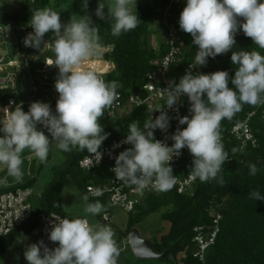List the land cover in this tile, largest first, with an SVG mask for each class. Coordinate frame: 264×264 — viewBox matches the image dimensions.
<instances>
[{
    "label": "clouds",
    "instance_id": "1",
    "mask_svg": "<svg viewBox=\"0 0 264 264\" xmlns=\"http://www.w3.org/2000/svg\"><path fill=\"white\" fill-rule=\"evenodd\" d=\"M87 3L88 0H83V8H87ZM135 5L136 0H108L105 13L106 5L99 0L95 15L101 20H110L112 35L119 37L140 23ZM238 18H242V22ZM178 24L180 30L190 34L192 44L198 49L195 63L189 64V69L205 66L209 58L231 51L230 60L235 66L231 78L233 87H229L227 71L193 74L189 70L178 83L169 81L167 88L161 89L165 106L173 108L183 96L190 104V116H183L178 122L186 127L177 128L172 134L171 146L154 136L155 130L167 131L170 126V117L165 111H160L155 119L150 116L142 126L139 121L128 125L124 143L131 147L118 154L112 172L116 180L134 186L133 191L138 193L149 187L156 191L170 190L176 182L171 162L185 147L193 157L190 167L193 180H216L223 184L220 173L228 153L221 141V121L230 120L245 104H264V54L257 50L232 51L238 30L251 38L258 49L264 50V0H186ZM29 25L33 31L24 38V45L33 49L43 45L54 53V58L46 53L50 57L46 69H58L53 84L58 98L54 112L48 103L39 101L32 102L27 112L22 105L0 109V166L7 170V175L0 178V185L8 183V176L16 181L22 179L21 154L25 149L39 161L46 162L53 141L61 151L70 152L78 147L100 159L97 150L108 134L104 133L99 119L118 99V82H106L94 71L83 68L85 62L97 57L101 50L99 28L88 15H73L64 24L57 11L39 8L32 11ZM49 32L53 34L50 42L44 40ZM44 55H36L42 57L40 68ZM12 103L10 101L9 105ZM246 167L250 175L259 171L252 162ZM94 194L100 196L102 190L97 188ZM250 197L264 201L259 191L251 192ZM82 199L86 202V214L96 216L104 211L98 200L89 203L88 195ZM54 220L48 239L58 246L49 249L43 240L28 245L23 252L27 264H118L121 249L110 226L92 225L86 218L55 216ZM128 235L122 238L128 241L126 246L130 245Z\"/></svg>",
    "mask_w": 264,
    "mask_h": 264
},
{
    "label": "trees",
    "instance_id": "2",
    "mask_svg": "<svg viewBox=\"0 0 264 264\" xmlns=\"http://www.w3.org/2000/svg\"><path fill=\"white\" fill-rule=\"evenodd\" d=\"M100 2L105 3L106 13L108 0H100ZM98 3L99 0H88L87 8H83V0H21L17 11L0 15V27L8 26L13 35L18 32L24 34L26 31L32 32L29 25L31 13L39 8H51L57 11L64 24H67L73 15L84 16L86 14L91 18L92 23L99 28L101 47L108 49L100 51L97 57L85 64L102 68V61L110 63L112 69L104 75V80L106 82L116 81L120 85L117 92L120 95L121 106L114 111L112 117L107 116V109H105L104 116L99 119L104 133L108 134L101 145H106L113 139L124 135L131 122L139 121L142 126L150 116L155 119L145 106L135 107L128 105L126 101L132 95L145 96L146 92L143 87L147 82V76L158 69V66L152 62L159 61L169 50L166 39L167 25H174L177 38L181 41V58L172 65V80L182 77L183 68L187 64L195 63L194 57L198 49L192 44L190 34L180 30L178 24L180 13L186 6V0L180 3L172 2V0H136L135 7L140 23L134 30L122 33L119 37L112 35L110 20H101L96 17L95 10ZM164 7H168L169 10V14L165 16L160 15ZM238 19L242 22V18ZM157 32L162 34V38L155 46L154 43L152 44L151 37ZM52 39L51 32L44 36L45 41L50 42ZM234 39L235 45L232 51L257 50L264 54V50L258 49L251 38L246 37L242 31L238 30ZM16 42V46L20 45V42L17 40ZM32 50L33 48L30 47V51ZM20 51L24 54L28 53L25 49ZM47 54L54 58L52 51ZM230 57L231 51L218 55L214 59L209 58L205 66H196L193 74L227 71L230 78L229 87H233L231 78L234 76L235 66L232 65ZM27 61L30 64L28 69L25 68V62L21 61L20 65L23 66L21 71L33 72V60L30 57ZM21 86V80L18 78L15 89L10 87L0 89V102L11 97L19 101ZM179 105L182 115L190 116L188 111L190 104L186 96L181 97ZM120 110L123 114L119 113ZM250 114L252 115L249 116ZM247 118L254 142L241 148L240 141L233 137L230 131L234 125ZM171 126L172 120L170 119L169 128ZM160 132L159 129L155 130V138L160 135ZM220 135L224 149L228 153V158L222 165L220 173L223 177V184L216 180L201 182L196 179L191 190L185 193H178L173 186L168 191H155L146 195L135 206L134 211L128 214L122 238L127 237L131 229L150 213L159 208H169L162 214V219L170 223L169 231L162 235L159 241L152 242L156 253L161 254L167 251L176 256L184 251L183 264H264V201H255L250 197L253 191H259L264 196V104L243 105L241 111L230 120L221 121ZM61 152L64 158L63 163L52 167V179L40 193L37 205L32 204L31 217L10 234L0 237V255L14 240L30 235V232L38 227L50 213L65 215L61 192L68 175L73 178L74 184L83 196L87 195L85 192L87 185L91 184L97 188H104L107 185L109 177L107 162L86 172L79 168L78 161L90 154L89 150L74 147L70 152ZM49 159L50 153H48L46 162ZM192 159L191 155H183L179 163L172 168L173 175L181 177L190 172ZM248 162L255 163L259 168L255 175L249 174V169L246 167ZM44 163L38 162L40 166ZM34 183L35 177L33 176L17 186L32 187ZM97 200L101 204H106L105 197L100 199L89 197V202ZM54 204L60 207H55ZM217 215L220 216L218 233L214 244L206 251L205 260L200 262L192 257L196 248L195 243L191 242L194 235L193 229L202 226L204 232L208 233Z\"/></svg>",
    "mask_w": 264,
    "mask_h": 264
},
{
    "label": "built area",
    "instance_id": "3",
    "mask_svg": "<svg viewBox=\"0 0 264 264\" xmlns=\"http://www.w3.org/2000/svg\"><path fill=\"white\" fill-rule=\"evenodd\" d=\"M182 1L183 0H172V2L175 3H180ZM168 12V7H164L160 15L162 14L165 16L169 14ZM8 30H10L8 26L0 27V32L3 35L4 39H7L8 37ZM29 33L30 32H26L25 35L27 36ZM166 37V39L168 40L169 50L159 61L157 60L152 62L153 64H156L158 66V69L148 74L147 76V82L143 87L146 92L145 96H141L139 94L129 96L127 98L126 103L135 107L145 106L154 118L160 114V111L167 112L168 116L172 120V126L168 128L167 131H161L160 135L156 139L167 144L168 146H171L173 143V141L171 140L172 134L177 130V128L182 129L185 125H179L178 123L179 119L183 117L179 105L181 98L177 101L173 108L169 109L165 106V100L161 96V89L167 88L169 81H172V65L181 58V41L177 38V30L173 24L167 25ZM173 49H179V51L174 52ZM34 50L35 49H33L32 51ZM5 51L6 54H0V67L8 66L9 68H11V70L3 73L0 72V89H4L7 87L15 89L16 81L18 78L21 80L22 84V76L20 74H22L21 70L23 66L20 65L21 61L23 60L24 63L30 57L32 58L38 56L30 54L31 52L24 54L23 52L21 53L20 51H16L13 55V58L8 59L9 53L7 50ZM49 51L52 50L48 48H43V45L40 48L38 55H41V53L45 55L43 58V66L40 68V70H38V72H43L45 68L49 66L47 65V60L50 57L46 55V53ZM194 69L195 67L189 69V64H187L183 68V75L186 71L189 70L193 73ZM95 73L103 79L104 75L106 74H103L100 71H96ZM179 79L180 78L175 81L178 83ZM39 92H42L44 94V103H48L54 112L58 93L55 91L53 84L41 80H38L36 83L32 84L31 88L28 89L26 92L22 90L21 86V90L19 92L21 95V99L17 101L13 97L8 98L5 101L6 107L14 108L17 105H22L23 108V106H25L26 104H29L30 106V99L32 98V96L38 94ZM10 101L13 102L11 105H9ZM121 103L122 102L120 100V95L118 94V99L114 101L113 105L109 107V109L106 108L107 116L112 117L115 113L114 111L121 106ZM23 110L25 112L28 111L24 108ZM252 114H250L249 116H251ZM40 128L41 130L46 131V129H42V126H40ZM45 134L49 135L48 133ZM127 134L128 128L124 135L113 139L110 143L106 145H100L99 149L97 150L100 155V159L96 156V154L90 153L82 157L78 161V166L80 169L89 172L99 167L103 162H107L109 177L107 185L104 188H99L102 190V195L96 196L94 194V190L97 189V187L91 184L86 186V193L90 198L93 199H100L105 197L106 205L109 209L116 208L126 213H131L134 211L135 206L138 205L146 195H149L150 193L155 192L156 190L149 187L146 188L143 193H138L133 191L134 186L129 187L122 181L116 180L115 175L112 172V168L115 166V159L120 152L131 147V145L124 143ZM230 134L235 137L238 141H240L241 148L248 143L252 144L254 142L253 135L248 126V118L245 121L234 125L231 128ZM49 138L51 139L50 136ZM183 155H191L186 147L180 150V155L178 157H173V160L171 162L172 168L179 163ZM174 176H176V182L174 184V187L176 188L178 193L181 194L191 190L195 180L191 178L190 172L186 173L181 177L177 175ZM3 188L4 186L0 185V237H4L10 234L12 231L23 225L31 217V198L34 195L33 188L29 186H17L10 190H2ZM90 189H92L93 191H89ZM39 196L40 194H38V197ZM55 216L65 218L64 216L58 213H50L44 218V220L38 227L34 228L30 232L31 236L40 237L48 248L57 245V243L51 242L48 239V231L50 229L51 224L55 223ZM99 218L101 225H107L111 227V225L113 224V216L108 210H105ZM219 218L220 216L217 215L216 218L213 220L212 229L208 233L204 232V228L202 226H197L193 229L194 235L191 239V242L195 243L196 245L195 251L192 253V257L194 259H197L200 262H203L205 260L206 251L214 244L216 235L218 233ZM126 244H128V241H122V246L120 247L121 251L126 248Z\"/></svg>",
    "mask_w": 264,
    "mask_h": 264
},
{
    "label": "rangeland",
    "instance_id": "4",
    "mask_svg": "<svg viewBox=\"0 0 264 264\" xmlns=\"http://www.w3.org/2000/svg\"><path fill=\"white\" fill-rule=\"evenodd\" d=\"M21 0H0V15L3 13L15 12L20 7ZM153 30V29H151ZM30 32V31H29ZM12 32L8 30V41H11L14 44L13 37L16 38L20 45L18 48L20 50H27L30 53V47H26L23 43L26 35L24 33L18 32L14 36L11 34ZM26 33V32H25ZM6 35V33H5ZM162 34L157 32L152 35L151 40L152 44L160 41ZM10 39V40H9ZM6 40L3 35L0 34V44H3ZM10 48H15L10 43L8 44ZM155 45V44H154ZM1 46V45H0ZM156 46V45H155ZM104 48L101 47L100 51H104ZM33 58V57H32ZM106 63V62H105ZM41 65V64H40ZM39 65V66H40ZM38 66V65H37ZM85 70H91L96 72L95 69H100V72L103 74L106 73L107 65L104 64L103 68H98L95 66H87L83 65ZM23 77V87L22 90L26 92L31 88L33 82L31 81V74L29 71L24 70L22 72ZM39 102H45V99H39ZM28 110V109H26ZM119 113L123 114V111H119ZM38 128L39 125H38ZM46 133V131H45ZM50 159L45 162L42 166L38 164L39 159L34 156L28 149H25L21 154L23 164L22 171L24 173L22 179L20 181H16L13 177L8 176V183L3 184V186H10L12 184H23L29 178L35 177V183L33 185L34 195L31 198V202L33 205H37L38 202V194H40L43 189L48 185V183L52 179V167L60 166L63 163V155L60 149L56 147V142L50 143ZM26 159V160H25ZM28 159V160H27ZM33 165V166H32ZM37 170V171H36ZM7 175V170L0 174V178ZM83 195L76 187L73 182V178L71 176H67L64 187L61 192L62 199V207L64 210V217L73 219V218H86L89 223L92 225L100 224L99 216L105 211L108 210L113 216L111 228L114 232V239L117 242L118 247L120 248L122 245V232L126 228V222L128 219V214L120 209L116 208H108L106 204H102L104 206V211L96 216H92L90 214H86L84 208L86 206V202L82 199ZM89 202V201H88ZM90 203V202H89ZM169 208H159L158 210L150 213L147 217H145L139 224L136 225V229L138 231L139 236L147 241H159L160 237L164 234H167L170 228V223L167 220L162 219V214ZM41 241L40 237L26 235L24 237L18 238L14 240V242L0 255V260L3 261V264H27V261L23 257V252L28 245L33 243H37ZM57 245L49 248H55ZM168 253V252H167ZM166 257L159 259H141L135 256L130 245L126 246V249L120 252V256L118 258V264H183L182 259L185 257L184 251L177 254L176 256L173 254H167ZM168 255V256H167Z\"/></svg>",
    "mask_w": 264,
    "mask_h": 264
},
{
    "label": "crops",
    "instance_id": "5",
    "mask_svg": "<svg viewBox=\"0 0 264 264\" xmlns=\"http://www.w3.org/2000/svg\"><path fill=\"white\" fill-rule=\"evenodd\" d=\"M9 35V34H8ZM12 35H13V33H12ZM14 36V35H13ZM6 41L3 43V44H0L1 46H0V54H6L5 52V50H7L8 51V59H11V58H13V55H14V53L16 52V51H20V49L18 48V46H16V40H15V37H13V42H14V44H12L11 43V41H8V37H7V39H5ZM10 40V39H9ZM11 44L12 46L14 45V47L15 48H10V47H8L9 45L8 44ZM155 45H158V42H156V43H154ZM7 47V48H6ZM107 50V48L105 49L104 48V51H106ZM21 52V51H20ZM30 52H32V51H30ZM33 61V63H34V71L33 72H30V74H31V81L33 82V84L34 83H36L38 80H41V81H49V82H51L52 84H54L55 83V80H56V78H57V75H58V69L55 67V68H53V67H51L49 70H47L46 68H45V70L43 71V72H38V70H40V64H41V60H42V57H33V58H31ZM25 66L26 67H28L30 64L28 63V61H26L25 63ZM102 64H103V66H102V68L104 67V64L105 65H107V72L108 71H110L111 69H112V65L110 64V63H108V62H103L102 61ZM38 65V66H37ZM25 67V68H26ZM26 69H28V68H26ZM11 70V68H9L8 66H2V67H0V72L1 73H3V72H7V71H10ZM96 71H100V69H95ZM22 77H23V75H22ZM22 85H23V82H22ZM23 87V86H22ZM32 96V95H31ZM44 97V94L42 93V92H39L38 94H36V95H34V96H32V98L30 99V101H29V103H32V102H36V101H40L39 99H41V98H43ZM4 107H6V103H5V101H3V102H0V109H2V108H4ZM23 108L26 110V109H28L29 108V104H26L25 106H23ZM0 115H2V112H0ZM40 127V126H39ZM47 133V132H46ZM26 160V159H25ZM33 166V165H32ZM4 171H6V168L5 167H3V166H0V174L2 173V172H4ZM17 185L18 184H12V185H10V186H4V188L5 187H7V188H13V187H17Z\"/></svg>",
    "mask_w": 264,
    "mask_h": 264
},
{
    "label": "water",
    "instance_id": "6",
    "mask_svg": "<svg viewBox=\"0 0 264 264\" xmlns=\"http://www.w3.org/2000/svg\"><path fill=\"white\" fill-rule=\"evenodd\" d=\"M39 51L40 49H35L30 54L38 55ZM128 237H129L130 247L136 257L141 259H151V258L159 259L166 257L167 251L161 254L156 253L152 247V243L150 241L142 239L139 236L136 228L131 229Z\"/></svg>",
    "mask_w": 264,
    "mask_h": 264
}]
</instances>
